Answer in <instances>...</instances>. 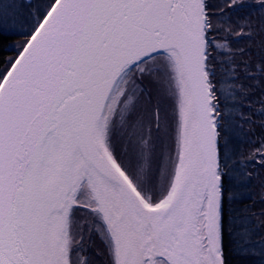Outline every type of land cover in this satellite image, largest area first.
<instances>
[{"label":"snow or ice","instance_id":"snow-or-ice-1","mask_svg":"<svg viewBox=\"0 0 264 264\" xmlns=\"http://www.w3.org/2000/svg\"><path fill=\"white\" fill-rule=\"evenodd\" d=\"M0 264H264V0H0Z\"/></svg>","mask_w":264,"mask_h":264}]
</instances>
